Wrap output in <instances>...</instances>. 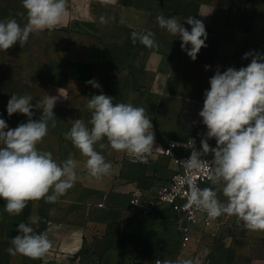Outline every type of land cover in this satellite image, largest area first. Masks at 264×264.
Wrapping results in <instances>:
<instances>
[{
	"label": "crops",
	"instance_id": "obj_1",
	"mask_svg": "<svg viewBox=\"0 0 264 264\" xmlns=\"http://www.w3.org/2000/svg\"><path fill=\"white\" fill-rule=\"evenodd\" d=\"M161 13L178 16L189 31L184 18L193 16L204 23L207 46L194 61L181 50L178 36L159 27L156 17ZM101 16L108 22L101 23ZM7 19L21 26L27 23L21 0H0V20ZM149 30L155 33L157 49L132 43L133 31ZM248 52L264 55V0H67L57 29L30 34L23 48L17 42L0 51V118L11 129L27 122L21 113L8 115L13 94H30L34 106L46 95L58 97L53 109L56 127H49L37 148L51 152L58 163L69 153L77 161V181L56 203L28 201L19 216H11L0 197V264H153L157 258L264 264V232L246 230L235 216L222 215L208 228L197 226L191 241L182 244L184 221L167 205L152 207L149 197L130 204L134 188L147 195L174 172L173 159L163 153L169 141L177 142L179 154L188 142L206 138L199 112L209 80L217 70L246 67L252 59L243 58ZM92 79L100 89L86 83ZM101 92L113 97L114 104L144 107L155 142L151 154L132 160L110 146L100 149L99 143H108L105 137L94 148L113 167L109 175L98 178L90 175L87 157L64 139V133L75 119H90L87 101ZM41 114L34 107L32 119L39 120ZM211 186L208 181L203 188ZM218 198L226 200L222 193ZM32 215L41 218L33 227L37 233L47 232L52 248L36 260L9 255L11 239L20 234L18 224L28 223Z\"/></svg>",
	"mask_w": 264,
	"mask_h": 264
},
{
	"label": "clouds",
	"instance_id": "obj_2",
	"mask_svg": "<svg viewBox=\"0 0 264 264\" xmlns=\"http://www.w3.org/2000/svg\"><path fill=\"white\" fill-rule=\"evenodd\" d=\"M21 2L27 23L21 26L16 19L0 20V51H7L17 42L23 48L30 34L57 29L67 11V0ZM156 20L171 37L180 38L181 50L193 61L207 46L206 27L201 20L193 16L183 19L191 26V31L178 16L165 17L161 13ZM100 22L107 23L108 19L101 16ZM130 38L133 44L139 42L148 49L159 47L155 33L150 30L133 31ZM248 57L252 59L246 67L217 70L210 78V89L204 93L203 108L199 112L207 128L206 138L201 140V149H194L183 163L189 171H206L212 185L201 188L189 179V207L206 212L211 219L235 216L246 230L264 232V55L248 52L243 58ZM86 83L101 88L95 79ZM32 100L30 94H13L7 103L8 115L21 113L28 117L26 123L11 129L0 118V197L6 201L5 212L11 216H19L28 201L43 199L45 203H56L77 181V161L72 153L58 163L51 152L37 148L49 127H56L53 109L58 97L46 95L35 106ZM86 106L90 119L87 122L75 119L70 130L64 133V139L87 157L86 167L91 176L109 175L113 167L94 148L105 137L108 143H99L100 149L110 146L131 157H146L153 152V124L144 107L123 102L114 104L113 97L102 92L92 95ZM34 107L42 110L39 120L32 119ZM212 138L216 141L215 147L208 143ZM208 154L213 155L211 162L202 158ZM221 193L225 201L218 198ZM40 220L38 215H32L28 223L18 224L20 234L11 239V246L6 249L9 255L19 254L36 260L49 253L52 242L47 232L37 233L33 227L38 226ZM153 264L193 262L157 258Z\"/></svg>",
	"mask_w": 264,
	"mask_h": 264
},
{
	"label": "built area",
	"instance_id": "obj_3",
	"mask_svg": "<svg viewBox=\"0 0 264 264\" xmlns=\"http://www.w3.org/2000/svg\"><path fill=\"white\" fill-rule=\"evenodd\" d=\"M209 145L215 147L216 142H211ZM177 147V142L172 140L167 143L163 150V153L170 156L174 161L175 169L172 175L167 180L153 185L147 195L140 187L134 188L130 192V204L136 206L146 197H149L152 207H156L159 204L167 205L173 213L184 221L180 226L181 243L187 244L191 241L192 233L196 230L197 226L203 228L211 227L215 223L216 218L211 219L207 216L206 212L194 206H188L187 191L189 179L193 180L201 188L209 181L206 171H189L183 163L190 157L194 149L197 151L201 149V143L190 141L179 154L175 153ZM130 158L136 160L138 158L143 159L144 157L130 156ZM202 158L211 162L213 155L208 154ZM99 205L102 206V203ZM216 234L215 230L210 231L211 236H216ZM144 264H150V262L144 261Z\"/></svg>",
	"mask_w": 264,
	"mask_h": 264
}]
</instances>
